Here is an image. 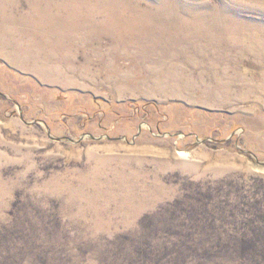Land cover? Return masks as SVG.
Wrapping results in <instances>:
<instances>
[{
	"label": "rangeland",
	"instance_id": "rangeland-1",
	"mask_svg": "<svg viewBox=\"0 0 264 264\" xmlns=\"http://www.w3.org/2000/svg\"><path fill=\"white\" fill-rule=\"evenodd\" d=\"M0 264H264V0H0Z\"/></svg>",
	"mask_w": 264,
	"mask_h": 264
}]
</instances>
